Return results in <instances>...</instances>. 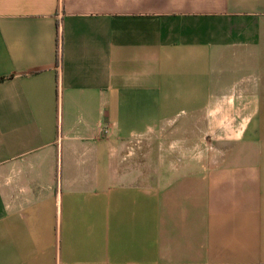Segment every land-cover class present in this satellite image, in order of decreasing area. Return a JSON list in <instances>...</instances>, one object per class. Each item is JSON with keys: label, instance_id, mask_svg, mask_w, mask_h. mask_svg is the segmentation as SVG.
<instances>
[{"label": "crops", "instance_id": "crops-1", "mask_svg": "<svg viewBox=\"0 0 264 264\" xmlns=\"http://www.w3.org/2000/svg\"><path fill=\"white\" fill-rule=\"evenodd\" d=\"M0 264H264V0H0Z\"/></svg>", "mask_w": 264, "mask_h": 264}, {"label": "built area", "instance_id": "built-area-1", "mask_svg": "<svg viewBox=\"0 0 264 264\" xmlns=\"http://www.w3.org/2000/svg\"><path fill=\"white\" fill-rule=\"evenodd\" d=\"M101 131H102V132L105 131V128H101Z\"/></svg>", "mask_w": 264, "mask_h": 264}]
</instances>
